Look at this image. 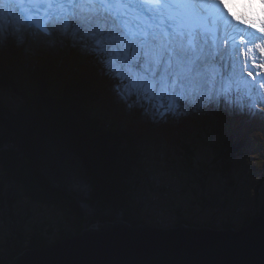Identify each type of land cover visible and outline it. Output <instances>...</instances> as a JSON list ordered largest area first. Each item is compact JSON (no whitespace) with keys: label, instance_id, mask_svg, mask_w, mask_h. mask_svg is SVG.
I'll return each instance as SVG.
<instances>
[{"label":"trees","instance_id":"trees-1","mask_svg":"<svg viewBox=\"0 0 264 264\" xmlns=\"http://www.w3.org/2000/svg\"><path fill=\"white\" fill-rule=\"evenodd\" d=\"M75 64L39 60L24 67L17 60L0 70V225L6 230L0 232V264L97 224L145 223L137 192L148 183L143 161L152 151L167 168L198 170L201 200L206 186L197 161L202 136L210 139L212 162L227 179L231 161L245 147L246 133L237 129L235 134L221 108L160 120L143 109H128L97 67L90 71ZM37 209L64 213L56 236L52 222L34 219ZM188 210H175L177 224L200 227ZM261 215L248 216L244 224Z\"/></svg>","mask_w":264,"mask_h":264},{"label":"snow or ice","instance_id":"snow-or-ice-1","mask_svg":"<svg viewBox=\"0 0 264 264\" xmlns=\"http://www.w3.org/2000/svg\"><path fill=\"white\" fill-rule=\"evenodd\" d=\"M26 36L92 57L160 120L221 100L264 115V0H0V48Z\"/></svg>","mask_w":264,"mask_h":264},{"label":"rangeland","instance_id":"rangeland-1","mask_svg":"<svg viewBox=\"0 0 264 264\" xmlns=\"http://www.w3.org/2000/svg\"><path fill=\"white\" fill-rule=\"evenodd\" d=\"M11 45H5L0 51L9 50ZM55 45H52L50 55H64L67 52L66 49L60 52L54 51ZM20 47L28 54L35 52L34 49L27 52L24 46ZM225 107L229 108L226 104ZM229 109L243 118L241 125L237 127L230 121L229 128L233 132L238 129L241 134L246 133L248 138L239 155L234 160H230L229 179L219 172L221 167L218 168V164L212 162L213 154L208 143L210 139H206V136H202L198 144L201 145L197 161L203 166L201 169L206 178L205 193H201V200L198 192V170L192 174L179 164L175 168L172 167L169 162L167 168L163 157L152 151L143 161L145 172L149 173L148 183L139 185L137 192L140 198L138 213L145 223L164 229L179 226L177 224L179 218L175 216V210L181 207L189 209L187 216L196 219L200 227L210 225L215 229L226 228L225 224L240 229L245 225L248 216L264 214V118L250 120L248 117L250 114L246 111L241 113L238 109ZM229 182L233 185L232 183L229 185ZM166 193L169 195L167 196ZM34 213L35 220L52 222L54 227L52 236H56L58 221L64 213L57 209L44 211L37 209ZM0 232H6L1 225Z\"/></svg>","mask_w":264,"mask_h":264},{"label":"water","instance_id":"water-1","mask_svg":"<svg viewBox=\"0 0 264 264\" xmlns=\"http://www.w3.org/2000/svg\"><path fill=\"white\" fill-rule=\"evenodd\" d=\"M8 264H264V216L240 229L105 222Z\"/></svg>","mask_w":264,"mask_h":264},{"label":"bare ground","instance_id":"bare-ground-1","mask_svg":"<svg viewBox=\"0 0 264 264\" xmlns=\"http://www.w3.org/2000/svg\"><path fill=\"white\" fill-rule=\"evenodd\" d=\"M28 41H32V39L30 38V39H28ZM30 46H31V45H28V47H30ZM57 58H58V57H57ZM212 111H213V110H212ZM205 112H206V111H205ZM205 112H204V113H205ZM213 114H214V113H213ZM220 117H222V116H220ZM236 130H237V129H236ZM236 130H235V131H236ZM226 131H227V130H226ZM228 132H229V131H228ZM236 132H237V131H236ZM235 137H236V136H235ZM238 137H239V136H238Z\"/></svg>","mask_w":264,"mask_h":264}]
</instances>
